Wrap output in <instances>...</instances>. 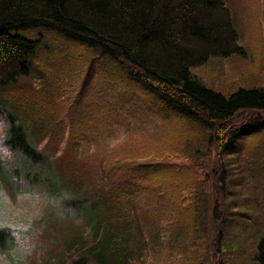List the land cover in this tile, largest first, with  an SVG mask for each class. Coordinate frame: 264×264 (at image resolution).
<instances>
[{"label":"trees","instance_id":"1","mask_svg":"<svg viewBox=\"0 0 264 264\" xmlns=\"http://www.w3.org/2000/svg\"><path fill=\"white\" fill-rule=\"evenodd\" d=\"M230 7L225 0H0V113L19 120V127L12 131L13 144L27 148L28 142L52 139L49 117L37 114L32 103H45L47 98L43 100L40 91L47 97L53 90V78L48 79L50 73L38 61L42 53L47 57L55 48L47 41L48 33L74 40L88 50L86 74L94 65L99 68L100 83L128 90L131 105L147 114L143 119H156L162 127L169 125L168 130L176 128L178 135H184H179V145H169L174 149L171 155H166V149L160 151L162 148L139 154L110 149L94 174L85 173L79 164H58V160L66 163L67 158L58 155L59 145L48 152L49 141H45L43 153H31L36 163L51 166L52 174L46 173L45 182L55 179L57 191H69L77 196L76 201H87L79 208V219L93 235L87 251L97 264H133L141 257L136 247L141 242L148 247L156 240L161 243L162 235L186 262L220 264L226 204L218 196L207 195V155L217 149L219 155L236 157L246 165L250 159L264 156L253 154L257 149L264 152V81L256 74L244 84L222 89L205 83L192 71L209 57L246 56ZM23 29L34 30L36 37L23 35ZM47 43L50 46L44 45ZM68 64L59 67L56 81L74 73L77 63ZM31 76L46 81L40 91L30 90L34 95L25 103L30 98L20 91L24 86L18 81ZM78 127L81 129L80 124ZM64 132L62 152L76 137L85 138L70 129ZM252 137L255 147L247 149L245 140ZM142 157L146 159L137 161ZM157 157L160 159L155 161ZM194 162L191 171L187 165ZM120 177L129 179L132 186L121 192L130 196L123 208L115 206L119 197L112 194L119 188ZM223 177L221 174L216 182L225 189ZM34 179H42L40 171ZM142 187L144 195L138 194ZM253 257L256 264H264V231ZM69 263L86 264V257L78 256Z\"/></svg>","mask_w":264,"mask_h":264},{"label":"rangeland","instance_id":"2","mask_svg":"<svg viewBox=\"0 0 264 264\" xmlns=\"http://www.w3.org/2000/svg\"><path fill=\"white\" fill-rule=\"evenodd\" d=\"M225 1L231 6L235 15L239 29V42L245 47L246 56L233 53L228 56L209 57L206 62L194 66L192 71L205 83L222 89L244 84L253 80L256 74L264 81V0ZM27 30L21 31L23 35L30 38L36 37L34 30L32 32ZM36 31L40 33L42 29L37 27ZM47 41L49 44H55V48L47 57L42 53L38 61L40 67L44 66L48 70L44 69L46 73H50L48 79L53 78L52 92L46 97L43 91L39 90L46 80L42 81L35 76H31V79L29 77L19 79L18 83L24 86V90L20 91H25L24 95L30 98H25V103L31 101L34 95L30 92L32 89L40 91L43 100L47 98L43 104L36 103L34 100L32 103L37 108H35L36 111L38 110L37 114L44 113L49 117L51 128L48 131H51L52 139L41 143L46 145L45 141H49L46 147L48 152L50 148L59 145L58 155L67 158L66 163L58 160V164H67L71 167L79 164L78 167L85 168V173L88 171L87 174H94L99 161L109 156L110 149L127 150L130 154H139L142 150L151 152L148 148H162L160 151L166 149V155L174 153L173 148L181 142L178 140L179 135L184 137L183 134L178 135L179 129L170 128L168 130L169 125L162 127L160 121L156 119L147 117L143 119L147 114H144V109L133 107L134 104L131 105V100H129L131 95L128 90L123 91L118 86L113 87L109 83H100L99 68L96 70V66L93 65L90 72L86 74L89 62L88 50L78 45L76 41L63 39L62 36L53 33L47 34ZM48 43L44 45L50 46ZM83 57L85 59L80 65ZM52 61L53 64L49 63ZM73 62L77 63L73 69L74 73L64 75L62 81H56L61 71L59 67ZM54 91H56L55 95L52 94ZM115 91L117 93H114ZM17 97L23 99V96L17 95ZM95 98L101 99L104 104L101 106ZM115 114L117 115L111 120L109 116ZM94 120H100V122L97 123ZM79 124L81 129L78 127ZM68 129L73 130L74 135L85 138L81 140L76 137L75 140L78 143L73 140L72 145L65 147V152H62L66 137L65 132L63 134L62 131ZM63 135L64 138L60 140ZM254 142V137L247 138L245 147L247 149L251 146L255 147ZM257 152L260 153L259 155H264V152H259L257 149L253 152L254 156ZM222 155H219L217 149H212L207 155V195L218 196L224 199L222 203L226 204L223 210L226 218L218 260L220 264H256L253 256L256 244L264 231V156L250 159V164L246 165L244 161L236 157H223ZM180 157L185 163L187 162L186 164H190L187 158ZM144 159L146 158H138L137 161ZM159 159L160 157H157L155 161ZM37 164L40 167L42 179L37 181L33 178L34 182L42 184L52 192H60L57 191L55 179H48V182H45L46 173L48 176L52 174L51 166L48 167V164L43 163ZM195 164L197 162L191 166L187 165V168L192 171ZM221 174L226 180L225 189L219 186V182H216ZM120 178L122 181L118 182L119 188H117L120 192L113 189L112 194L119 197L115 206L123 208L128 206L130 196H123L121 192L129 190L132 186H129V179ZM114 182L115 178L112 179V183ZM140 193L144 195L145 188L142 187L138 191V194ZM223 196L226 197L223 198ZM76 198L77 196H72V199L66 202L65 207L79 211L83 202L87 203L86 200L76 201ZM111 205L114 206V204ZM81 213L82 211L80 215ZM139 213L143 215L142 208ZM44 223L46 227L41 238L43 252L33 258V264H70L69 260L78 256H85L86 264H97L94 256L87 251V248L93 244V235L89 227L85 226L79 218L73 219L70 215L62 218L56 209L50 208L46 212ZM154 230L153 227L151 232ZM163 236L161 243L156 240L149 247L141 242L135 249L140 252L141 257H137L133 264H190L185 261L183 254L179 253L177 248L169 247L163 241ZM3 239L4 235L0 234V242Z\"/></svg>","mask_w":264,"mask_h":264},{"label":"clouds","instance_id":"3","mask_svg":"<svg viewBox=\"0 0 264 264\" xmlns=\"http://www.w3.org/2000/svg\"><path fill=\"white\" fill-rule=\"evenodd\" d=\"M14 127H19V120L0 113V233L4 235L0 264H33V258L43 252L46 212L56 209L62 218L73 219L79 218V212L65 207L71 192H52L34 182L40 169L31 153H43L45 145L13 144Z\"/></svg>","mask_w":264,"mask_h":264}]
</instances>
